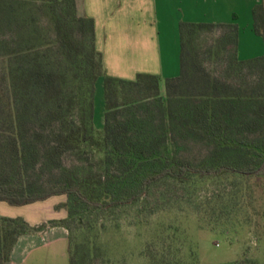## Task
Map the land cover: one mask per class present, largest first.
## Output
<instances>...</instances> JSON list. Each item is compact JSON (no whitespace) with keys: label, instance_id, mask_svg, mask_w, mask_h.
<instances>
[{"label":"trees","instance_id":"16d2710c","mask_svg":"<svg viewBox=\"0 0 264 264\" xmlns=\"http://www.w3.org/2000/svg\"><path fill=\"white\" fill-rule=\"evenodd\" d=\"M46 2L54 22L53 39L44 45L27 44L29 22L18 18V38L13 36L4 45L0 201L21 206L65 195L66 200L56 209L64 208L67 216L31 225L21 216L0 214V264L11 259L22 235L51 225L68 229L70 264H83L82 245L73 241L71 223L82 226L94 213L136 205L162 181L196 185L199 178L224 173L264 175V137L251 140L246 135L264 122V102L244 97L235 82L197 68L192 52L202 31L218 29L217 46L210 50L214 55L223 52L228 64L241 69L264 64V55L239 58L236 23L181 21V71L164 80L166 95L160 96L163 79L157 74L140 72L134 79L107 74L96 45L95 21L78 14L76 0ZM253 14L256 32L264 37V3L256 5ZM0 18L12 28L5 10ZM14 40L18 43L12 48ZM101 76L106 109L100 131L94 119L96 83ZM154 97L158 98L152 101ZM46 122L49 129H45ZM46 135L51 137L48 142L42 141ZM178 135L208 141L216 154L224 150L235 153L227 161L194 164L177 155ZM70 153L98 156L99 168L94 167L96 163L83 173L63 168L51 187H33L28 174L36 164L61 168L62 158ZM5 164L11 171H4ZM100 226L105 227V222ZM232 264L258 263L245 259Z\"/></svg>","mask_w":264,"mask_h":264},{"label":"rangeland","instance_id":"374dc122","mask_svg":"<svg viewBox=\"0 0 264 264\" xmlns=\"http://www.w3.org/2000/svg\"><path fill=\"white\" fill-rule=\"evenodd\" d=\"M47 4L46 0H0V13L5 10L13 22L10 28L0 18V87L4 85V45L11 37L18 38V18L29 22L25 34L27 44L44 45L53 39L54 22ZM220 32L218 29L201 32L192 50L198 63L196 67L201 66L210 76L235 82L244 97L264 102V64L241 69L236 64H228L223 52L214 55L210 50L217 46ZM12 42L15 48L18 41ZM126 51L120 49L124 55ZM159 95H166L164 80ZM105 109L104 76H101L96 83L94 119L100 131L104 128ZM49 127L46 122L45 129ZM246 135L251 140L264 137V122ZM50 139L46 135L42 141ZM176 147L179 157L194 164H213L217 159L227 161L235 153L224 150L216 154L208 141L180 135ZM96 162L98 156L91 154L89 157L66 154L61 168L36 164L28 174L29 180L38 189L51 187L63 168L83 173ZM98 166L94 165L96 169ZM3 169L11 171L8 164ZM197 180L196 185L162 181L136 205L117 208L112 213H94L82 226L71 223L73 241L82 245L83 264H154L164 260L172 264L179 260L182 264H232L245 259L264 264V175L224 173ZM104 222L106 226L101 227Z\"/></svg>","mask_w":264,"mask_h":264},{"label":"crops","instance_id":"0c3cea01","mask_svg":"<svg viewBox=\"0 0 264 264\" xmlns=\"http://www.w3.org/2000/svg\"><path fill=\"white\" fill-rule=\"evenodd\" d=\"M264 0H76L79 15L92 17L96 45L107 74L134 79L138 73L163 80L181 71L180 22L236 23L238 56L242 60L264 55V37L256 32L253 9ZM127 49L125 55L120 49ZM65 195L15 206L0 201V214L21 216L31 225L62 219L56 205ZM69 231L51 225L22 235L7 264H70Z\"/></svg>","mask_w":264,"mask_h":264}]
</instances>
